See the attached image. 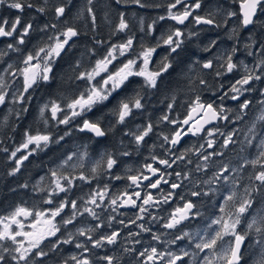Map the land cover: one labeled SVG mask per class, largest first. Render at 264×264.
Segmentation results:
<instances>
[{"label":"flooded vegetation","instance_id":"obj_1","mask_svg":"<svg viewBox=\"0 0 264 264\" xmlns=\"http://www.w3.org/2000/svg\"><path fill=\"white\" fill-rule=\"evenodd\" d=\"M184 3L189 5L190 10L193 11V16L189 17L183 25H179L175 21L171 20L174 22V29L180 28L184 32V35L180 37L183 41L180 48L183 49L187 47L185 46V41L186 39L191 38V36H189L190 33H193L194 31L198 32L197 34H194L195 37H197L198 34H204V37L209 40H206L203 47H200V53L196 51L195 54L193 52V55H198V58L201 59L200 66L202 68L205 62L212 61L213 67L208 70L212 71V69L217 66L216 73H222V75L217 76L211 72L209 78L206 79V88H204V84L198 83L199 86L195 87L194 90L195 96L193 101L196 96L199 95L202 102L207 103L215 101L214 106H219L221 105L219 97L223 95L224 92H229L231 84L245 74V65L249 69H254L255 74H261V70L256 66L261 59H264V11L258 9L257 15L253 18L254 23L248 26H243V17L240 10L241 0H200L201 7L199 9H191V5L195 3V0H184ZM183 10V5H178L177 8L172 11L177 12ZM8 11L10 12L16 10L9 9L6 6H0V15L7 14ZM228 12H235L236 15L228 16ZM196 15L211 18L215 21V23L212 25L196 24L193 19ZM7 17L9 18V16ZM43 18L46 19L48 17L45 16ZM21 19L23 23H26L23 20V16H21ZM56 19L57 17L54 20ZM49 23L51 24V28H53L52 25L54 24H52V21ZM45 25L48 24L42 23L39 28L36 27L38 33L42 35L37 37V40H41L43 38L42 40L44 44L48 42V44L55 43L54 39L46 41V38H54L60 35V33H58L57 30L48 31V27L45 28ZM185 35H187V37ZM27 39L28 38L25 37V43L20 44L22 51H17L7 47L9 43H12L15 48L18 49L15 44L17 41L16 35L13 37L0 38V76L4 77L7 85L6 89H0V91L6 90L8 93L6 103L0 105V163L8 161L15 166V169L17 168L16 160L20 159L24 155H27V150L20 148L26 140L25 134L27 133L25 132L27 111H24L26 108L25 104L27 96L30 92H33L34 88L37 89L43 82H46L41 80L30 88L28 92L23 93V78L22 76H19V72L17 70L25 66L23 64V60L27 57V54L23 50H25L27 45L30 44V41ZM213 41L215 43H213ZM233 49L236 51L233 52ZM36 52H32V54H35ZM159 53L160 49L157 48L153 58L155 59V56ZM249 53H251V55H249ZM229 56L232 57V62L237 65L231 73H227L226 71V64ZM9 65H12V68L9 69ZM150 65L152 68V64ZM5 69H7V71H5ZM13 72H16L15 76L12 75ZM51 74L52 71L50 76ZM158 80L159 77L157 78V83ZM201 85H203V88H200ZM221 85H223L222 88L220 87ZM123 86L124 85L116 91L122 89ZM262 92H264V78L260 81H253L251 84V91L245 92L238 101L226 98L222 102L225 109L231 110L225 113L229 117L227 120L219 119L216 123L204 127V130L196 135H192L191 132L187 135H183V133L186 132L187 129L195 122V119H199L200 116H197L194 121L189 123V125L180 123L186 118L191 106L187 107L184 103L182 98L185 97L186 94L185 90L182 89L179 92L180 96L179 102L176 103L177 106L167 112L166 116H168L169 119L167 121L163 119L160 123L161 126H155L154 121L150 123L152 125V130L146 136L147 138L150 135V159H144L141 162V165L137 167L135 172L132 174L140 175L143 173V175L149 176L153 182L156 179H159L160 175L163 174V179L168 180L169 183H164L162 180L158 188L152 189L147 186L149 181L142 180L140 187H136L131 184L130 180H127L125 184H123L120 178H115V180L112 181L115 190H111L112 184L106 183V177L100 176V181L103 183V185H101L103 186V189L98 191H104L107 184L110 186V188L107 189L105 199L102 202L98 200L100 207L86 203V201L90 199L91 194L97 190L88 191L87 195L86 188L91 182L86 181H83L84 185L80 186V188L83 189L78 188L77 190V185L82 182L79 179H75L73 181L69 191L59 193L58 195H53L51 197L48 196L47 199H53V203L51 204L45 203L42 199L38 198V203L35 204V209L29 208V211L33 212V216H29L27 218L20 216L17 218L23 223L24 228L27 225V222H31L30 219H34L36 211L44 212L46 208L55 209L62 201L70 202L75 200L77 202L78 211L72 224H62V218H70L72 216L73 209L69 204V206L61 213L62 216L60 215L61 217L58 216L55 219L60 231L55 237L47 238L40 245V249L47 253V255L41 257L30 254L29 260L32 261L33 264H66V262L67 264H75V261H73L71 257L76 256L78 259L87 257L91 264H108L107 260L102 258L109 256L113 258L112 264H167V260L169 259L167 256L163 259L157 256L154 261H148L147 254L145 256H140V252H143L145 249L150 252L152 247L157 248L158 253L171 251L174 254L183 255L182 250L184 251L185 249L186 237L183 240H176L174 244L171 243V241H173L177 236L186 233L187 230H194L198 227H209L211 225L209 229L213 230L215 224H212V221L221 215H225L220 211V207L225 205L226 196L231 194L232 191L236 192L234 201H229L226 206L227 211L231 209V205L234 202L238 204L244 197L245 188L259 185L258 181L250 180V177L259 170V166L254 169L252 165L246 163V161L256 158L259 152L258 145L261 135L264 132V120L258 121V115L260 114L262 107L259 101L264 100V95H261ZM21 93H23L25 99L22 102H14L13 94L18 97ZM231 94L232 93L229 92V96ZM111 96H109V98ZM244 99L251 100V104L249 108L245 109L241 114L239 104ZM14 104H20L21 107L18 109V112L17 110L11 108ZM158 107L162 108V105H158ZM3 108L4 110H2ZM151 109L152 106L150 105V113ZM183 109L184 111H182ZM134 110H136V108H133L131 113ZM90 112L91 111L85 112L81 116L73 118L72 120L78 119L77 121L80 122V128L82 127L83 120L87 119L91 121L88 118H82ZM131 113L127 117H129ZM238 114L242 115V119H237ZM171 117L173 120L178 121V123H170L169 121ZM80 119L82 120L80 121ZM254 124V131L249 132V129L252 128ZM167 125L171 127V132L165 128ZM146 128L144 130H146ZM245 128L246 132L244 130ZM156 129L159 130L156 131ZM208 130H212L214 135L208 136ZM176 131L182 132V138L179 144L173 146L170 142H166L164 140V136H168L171 139ZM82 132L93 135L87 131ZM231 132H235V135L233 136L234 142L229 144L227 147H223L222 145L224 144L225 136ZM221 133H224V135H221ZM253 134L257 137L256 139H253ZM248 139L252 140L251 145L248 144ZM209 140L213 141V147L211 148L208 147ZM201 145H204V147L201 148ZM32 146L29 148L31 155H28V159L37 155L39 151L47 149L51 146V142H49L46 147L41 146L42 148H37L35 151H32L34 148ZM17 148H20L19 152H16ZM5 149L7 151H5ZM13 152H16L15 157L12 156ZM211 153L216 154L209 155ZM204 155H209V159L207 161L203 159ZM154 156L157 157L156 160H153ZM179 156H183L184 159L177 160L176 157ZM160 159H168L170 163L173 160H176V162L171 168H169L165 165L159 164L158 161ZM27 160H24L23 163L19 165V170L21 165H23ZM115 160L116 164L114 166H116L118 171H121L123 159L120 157L115 158ZM106 161L107 159L100 160L101 163L105 164ZM133 163L136 165V160H134ZM105 164L100 169V174H106ZM149 164L155 168H159L160 172L153 176L146 168V165ZM197 165L200 166L199 169L197 168ZM225 166L228 168V171L226 172L223 171ZM234 169L235 171H233ZM177 172H180L182 175L177 177ZM221 173L222 175L220 178L215 179L217 174ZM79 175H75V177H79ZM85 176L90 178L87 174ZM223 176H227L228 180L225 181ZM206 181L211 182L205 183ZM233 181H235V183H233ZM172 183H179L181 184V187L172 189L170 187ZM125 191L129 194H133L137 191L141 193V198L139 199L133 196V199H136L137 207H132L130 205H126L125 207L119 206L121 202L120 200L117 201V205L110 204V200L112 198L121 195V193ZM193 191L200 192L201 194L199 196H192L191 193ZM169 192H172L173 195L170 196L168 198V202L165 203L164 197L167 196ZM148 193H151L154 202L145 206L147 211L141 213L139 211V205L142 204L143 197H145ZM204 193H207V195H204ZM181 197H183V199ZM125 198L126 197L121 196V199ZM251 199L253 201L252 206L241 217V223L238 225L237 229L238 232H245L244 229H246V225L249 220L256 218L257 221H259L260 217L264 216V190L253 192ZM19 201L21 203L14 208H11L12 210L4 207V213L0 215V218L10 217L11 214L19 207L26 208L24 205L26 201L22 196H20ZM155 201L159 202L155 203ZM187 201H192L196 205V207L192 209L188 218L183 220L173 229L164 227V225L170 221L171 214L175 212L176 208L183 207L184 203ZM85 207L93 209L98 218L93 217L88 212H84ZM113 208H115V211H113ZM252 209L259 211L250 215V217L249 214ZM80 213L83 214L81 215ZM220 213L221 215H219ZM109 214L113 215L109 216ZM138 216L141 218L137 219ZM129 217H131V220L134 218L135 223L128 221ZM117 218L122 219L124 223H119L116 227V232H119V237L114 244L104 243L101 247L94 248L92 247V243L88 241L86 235L81 236L77 232L78 229H84L85 232H88V229H93V231L88 234L92 236L93 240L99 239L101 236L105 235L107 224L110 226L113 221L117 220ZM125 218L127 220L126 222L124 220ZM6 223H9V221H6ZM1 225L4 227V224ZM97 225H100V227H97ZM140 225H143L146 229H150V231H144L141 229ZM12 226L15 230L17 229L15 224ZM246 231L248 232V235L245 238L241 250L240 264H256L254 263L256 260H259L258 263L261 264V261L264 260V239H256V237L252 235L255 231H248V229ZM125 234L135 238H122ZM154 235L158 236L159 239L154 240ZM139 237L142 238L137 239ZM57 238L61 241L64 239H70L71 242L67 244L61 242L57 245V247L53 248L52 244L57 241ZM19 239L20 237H17V240ZM135 239L137 240L133 241ZM258 240L262 242L257 243ZM137 241H139V243H137ZM77 243L83 244L89 249V251L85 253L83 248H77ZM0 244L14 247L11 241H0ZM60 247L63 248L58 250ZM126 249L128 250L126 251ZM0 254L5 256V262H0V264H16V261H13L11 256L8 253L3 252L2 249H0ZM191 255L192 254L189 253V255L183 256V259L181 261H177V264H198L200 257L199 254H196L198 256ZM21 264H23V262H21ZM218 264H222V262Z\"/></svg>","mask_w":264,"mask_h":264},{"label":"trees","instance_id":"obj_2","mask_svg":"<svg viewBox=\"0 0 264 264\" xmlns=\"http://www.w3.org/2000/svg\"><path fill=\"white\" fill-rule=\"evenodd\" d=\"M25 2L33 4L34 7L25 8L22 13L8 11L7 14L0 16H9V18L7 17L9 20H14L17 15H21L26 23L33 24V28L27 36L30 44L23 50L26 54L36 52L44 45L43 38L37 40V37L42 35L38 33L36 27L39 28L42 23L48 24V31L57 30L58 33L68 27H74L79 35L73 37L60 56L56 58L49 81L43 82L37 89L34 88V93L30 92L27 96L25 132L28 134L47 133L52 137L51 146L29 158L21 165L19 171L15 172V166L8 161L0 163V215L4 213V207L12 210L11 208L20 204V196L26 201L24 205L27 208L35 209L38 198L45 202L50 193V182L54 179L53 171H56L58 175L61 173L68 176L89 175L91 183L86 188L87 195L88 191L103 189L100 176L106 177V183L110 184L116 177H120L125 184L128 176L135 172L141 162L144 159H150V135L139 144L135 137L141 135L152 121L155 126H161L163 117L169 110L177 106L179 92L182 89L186 94L182 98L184 103L187 107L192 105L195 96L194 90L199 86L200 80L206 81L211 72L215 75L217 71V66L212 71L202 68L200 66L201 59L198 58V55H193V52L195 54L196 51L200 53V47H203L206 40H209L204 37V34H198L195 37L194 34L198 32L194 31L189 35L191 38L185 41L187 47L180 48L176 53L169 55V48L167 45H163L161 37H166L170 30L175 28L174 22L167 18L168 5L174 0H141L145 7H140L132 0H120L119 3L117 0H92L91 4L88 3V0H25ZM59 6L65 7V14L58 18L55 9ZM41 7L44 8L43 13L37 11ZM89 7L92 8V14L95 15V24L92 22V14L87 11ZM121 13L124 14V19L128 24V28L124 31L117 30ZM45 16L48 18H43ZM160 16H164L165 19L160 20ZM56 17L57 19L54 20ZM50 21L56 25V28H51ZM154 21L155 23H153ZM149 25H153L151 32L148 29ZM185 36L187 37V35ZM129 37L133 38L132 48L135 52L141 51L142 45L154 47L157 41L161 42V46L158 47L160 53L155 56V59H152V68L159 70L165 56H167L166 62L169 61L172 66L159 77L157 86L150 88L142 77L133 76L124 83L122 89L113 93L107 101L95 105L89 114L82 117L88 118L92 122H99L105 131L103 137H95L80 131L78 119L72 120L67 125L59 124L57 120H53L50 102L55 101L61 105L64 112L57 116L58 119H63L66 113V104L88 88L86 80L77 79L79 74L92 69L94 62L104 57L112 44L124 43ZM46 41H49V38H46ZM15 44L18 51H22L17 41ZM206 85L204 84V88ZM200 88H203V85ZM138 97L142 107L134 110L121 123L119 121L121 103H130L131 105ZM45 104H49V109H46L44 115L41 116L40 109ZM169 104L172 105L171 108L168 107ZM150 105L152 106L151 113ZM158 105H162V108H159ZM20 107V104L11 106L17 112ZM171 120H173L172 117ZM165 128L171 132L170 126L167 125ZM61 136L64 137L62 140L59 139ZM57 140H59L58 143L55 142ZM70 155L72 160L65 164L64 161ZM109 156L113 159L120 157L123 159L121 171H118L116 166L107 169V164L100 162ZM134 160H136V165L133 163ZM98 162L97 172L92 173V168ZM104 164L106 165V174H100V169ZM83 185L82 181L76 189L78 190ZM113 185L111 190H115ZM109 188L110 186L107 184V189ZM256 211L252 209L249 216L257 213ZM112 215L109 214V216ZM124 220L127 221L126 218ZM120 221L122 219L117 218L110 226L107 224L105 235L116 231ZM128 221H135V219L131 220L129 217ZM253 231H255L254 228ZM252 235L256 239H264V236L256 232ZM122 238L135 237L125 234ZM62 248L60 247L58 250ZM258 261L256 260L254 263L259 264Z\"/></svg>","mask_w":264,"mask_h":264},{"label":"snow or ice","instance_id":"obj_3","mask_svg":"<svg viewBox=\"0 0 264 264\" xmlns=\"http://www.w3.org/2000/svg\"><path fill=\"white\" fill-rule=\"evenodd\" d=\"M120 0H117L119 3ZM133 3L139 5L140 7H145L141 0H132ZM88 3L91 4L92 0H88ZM178 5H183V11L173 12V9H176ZM0 6H6L9 9L16 10L18 12H23L25 8H32L34 7L31 3H26L25 0H0ZM201 7L200 0H195V3L191 5V9H199ZM261 10L264 11V0H241L240 3V10L242 13V24L243 26H248L254 23V17L257 15V11ZM37 11L43 13L44 8H38ZM57 17H62L65 14V7L60 6L55 9ZM89 14L93 13L91 7L87 9ZM228 16H235V12H228ZM193 16V11L190 10L189 5L184 3V0H174L173 3L168 5V17L171 20L175 21L177 24L183 25L185 21L189 19V17ZM95 15L92 14V22L95 24ZM160 20H164V16L159 17ZM194 22L196 24H207L212 25L215 21L211 18H205L199 15L193 17ZM143 23V21H141ZM155 23V21L153 22ZM48 25H45L47 28ZM53 28L56 25H52ZM33 28V24L31 22L23 23L21 16H16L14 20H9L7 17H0V38L5 37H13L14 35L17 36V43L24 44L25 37H27L30 31ZM128 28V24L124 19V14H120V22L118 25V31H124ZM153 25H149L148 29L149 32L152 31ZM43 30V29H42ZM79 32L74 27H68L66 30L60 33V35L56 37H49L50 40L54 39L55 43L48 46L47 49L41 47L35 54L29 53L27 57L23 60V64L25 65L23 68L18 69L17 71L23 78V93L28 92L33 85L37 84L38 81H48L50 79L49 73L52 71V63L54 57H59L61 52L65 49V46L69 44V41L72 40L73 37H77ZM184 35V32L180 28H176L174 30H170L169 34L166 37H161L163 45H167L169 48V55L172 53H176L177 49L181 47L183 41L180 39ZM191 35V33L189 34ZM213 43H215L213 41ZM161 46V42L157 41L156 46L154 47H144L141 46V51L137 54V59L142 61V66L137 65V59H128L127 62L123 63L121 67L117 68L115 71L109 70V65L113 63L114 60L117 59L119 56H124L126 52H128L133 47V38L129 37L126 42L121 43L119 45H112L107 54L96 61L95 66L92 68L91 71L81 72L77 77L78 80H86L89 87L85 89V91L81 92L78 96L72 98L70 102L66 104L67 110L71 112L69 116L67 113L64 114L63 119H58L57 114L64 112V109L61 107L60 104L56 103L55 101L50 102V111H51V118L53 120H57L59 124H69L70 121L75 118L79 117L85 112L91 111L94 105L102 103L103 101L108 100L109 96L112 95L117 89H119L126 81H128L129 77L132 76H141L144 77L145 83L152 88L157 86V78L160 77L163 73L167 72L168 69L172 66L171 63L166 62L167 56H165L161 61V66L157 71H149L148 65L151 61L153 54L157 51V48ZM9 49L17 50L12 43L7 45ZM236 50L233 49V52ZM43 53V56H41ZM251 55V53H249ZM34 61H36L34 63ZM9 69L12 68V65L8 66ZM213 67L212 61H207L203 64V68L211 69ZM237 67L236 64L232 62V57L229 56L226 64V71L227 73H231ZM245 67V74L242 75L239 79H237L233 84H231L229 92L232 93L229 96V92H224L223 95L219 97L221 101V105L214 106L215 101L212 102H202L201 97L199 95L196 96L195 100L193 101L192 105L189 108L188 114L186 118L180 122L184 125H189L191 121H194L195 116H200V119H195V122L187 129L183 135H187L189 132L192 135H196L204 130V124H208L213 120H227L229 117L225 114L230 109H225L222 105V102L226 98H230L233 101H238L241 96L244 95L245 92L251 91V84L253 81H260L264 78V59H261L257 64V68L261 70V74H255L254 69H249L246 65ZM138 68V70H136ZM7 71V69H5ZM101 73H105L106 75L101 77V80L93 83L96 80V77L101 76ZM13 76L16 75V72L12 73ZM217 76L222 75V73L217 72ZM201 84H206V81L201 79ZM247 86V87H246ZM7 85L5 83L4 77L0 76V89H6ZM221 88L223 85L220 86ZM23 93H21L18 97L13 94V100L16 101H23L25 99ZM7 91H0V105L6 103L7 98ZM264 95V92L261 93ZM30 98V97H29ZM261 105H264V100L259 101ZM251 104V100L244 99L239 104L240 113L242 114L245 109H248ZM140 109L142 107L140 98H136L134 103L130 105V103H121L119 109V121L122 123L124 122L125 118L131 113L132 108ZM169 108L172 107L171 104L168 106ZM49 109V104H45L40 109L41 116L44 115L45 110ZM24 111H27L25 108ZM202 113V116H201ZM238 114L237 119H242V115ZM164 120H168V116L163 117ZM260 120H264V111L261 112V115L258 117ZM201 120L203 123H201ZM170 123L176 124L178 121H169ZM47 123V121H45ZM255 125L249 129V132H253ZM80 131H89L94 133L97 137H102L105 135V131L101 128L99 122H92L87 119L83 120L82 127L79 128ZM152 125L149 124L146 130L143 131L141 135H137L135 137L136 142L139 144L144 138L151 132ZM218 131V130H217ZM208 136L214 135L212 130H208ZM26 140L20 146V148L28 149L29 145H35V148L32 151H35L36 148H41V146H47L49 142H51L52 138L50 135L44 134H37L31 135L26 133ZM67 135V133H66ZM224 135V133H221ZM235 132L228 133L225 136L223 147H227L229 144L233 143V136ZM64 137L61 136L59 139L62 140ZM182 138V132L176 131L171 139L168 136H164V140L166 142H170L173 146L179 144ZM254 138V137H253ZM247 139V137H246ZM59 142V140L55 141ZM248 144L251 145L252 140H247ZM204 145H201L203 148ZM208 147H213V141H208ZM259 152L255 159L250 161H246V163L251 164L254 169L259 166V170L254 173L253 176L250 177V180L258 181V186H251L245 188L244 190V197L240 200L238 204L235 202L231 205V210L226 211V206L229 201H234L236 196V192L232 191L231 194L225 197V205L220 207V211L225 215L220 216L212 221V224L219 225V228L214 230V234L209 235L207 232L199 236V241L195 243V248L198 249L200 252H204L205 250H209L212 255L211 257L206 255L203 258L204 264H215V262L219 261L222 264H240L241 260V246L245 241L248 232L245 231L243 233L237 231V226L241 223V217L244 213L248 211V209L252 206V193L264 190V139H261L259 142ZM20 148H17L16 152L20 151ZM5 151H7L5 149ZM16 152L12 153V156H16ZM127 154V153H125ZM216 154L211 153L209 155ZM31 155V152H29ZM74 155V154H73ZM209 155H204L203 159L207 161L209 159ZM28 156L24 155L20 159L16 160L17 168L14 171H19V165L23 163L24 160H27ZM157 157H153V160H156ZM177 160L184 159L183 156L176 157ZM72 160V156H68L67 159L64 161L66 164L68 161ZM159 164L165 165L169 168L176 162L173 160L171 163L168 159H160ZM107 169H111L115 164L116 160L113 159L111 156L107 158L106 161ZM99 167V162L96 166L92 168V173L97 172V168ZM199 165L197 168L199 169ZM146 168L149 172L155 176L158 172H160L159 168H155L152 165H146ZM224 172L228 171L227 166L223 169ZM235 171V169L233 170ZM182 174L180 172L176 173L177 177H180ZM221 174H217L215 179H219ZM52 176L54 179L55 187L49 193V196L58 195L59 193L67 192L70 190V187L73 184L75 179H79L81 181L90 182V178L85 176L84 174H80L79 177L75 176H68L63 175L62 173L58 175L56 171L52 172ZM94 178V177H93ZM119 179L120 177H116ZM187 178V177H185ZM225 181L228 180L227 176H223ZM128 180L131 181L132 185L136 187H140L141 181H149L148 187L152 189L158 188L163 180L164 183H169L168 180L163 179V174L160 175L159 179H156L154 182L151 178L147 175H131L128 176ZM61 181H64L62 183ZM211 181H206L205 183H210ZM235 183V181H233ZM26 187V185H25ZM172 189H177L181 187L179 183H172L170 185ZM201 193L193 191L191 193L192 196H199ZM107 195V186H105L104 191H95L91 194L90 199L86 201V203H90L96 205V207H100L99 201H103L105 196ZM173 193L169 192L167 196L164 197V202H168V198L172 196ZM207 195V193H204ZM121 196L126 197L125 199H121ZM135 196L137 199L141 198V193L139 191L134 192L133 194H129L127 191L121 193V195L115 196L110 200L111 205H117V201L120 200L119 206H126L130 205L132 207H137L136 199H133ZM183 199V197H181ZM48 204L53 203V199L49 198L45 201ZM153 196L151 193H148L145 197H143L142 204L139 205V211L141 213L146 212L147 208L145 206L150 205L153 203ZM159 201H155L158 203ZM70 204L71 208L73 209L72 216L67 219H63L61 223L64 225L72 224L73 220L76 218L77 215V202L75 200L72 201H62L55 209H50L47 213L43 211H36L34 214V219L29 227L32 229L31 231H24L23 223L17 219V217L23 216L25 218L29 216H33V212L29 211L26 208L19 207L11 214L10 217L0 218V224H4L3 230L0 231V241H11L15 247L5 246L0 244V249L3 252L8 253L11 256L13 261H16V264H33L32 261L29 260V255L32 254L34 256H45V253L42 249H40V245L49 237H55L57 233L60 231V228L55 223L56 217L60 216L61 213L64 211L66 207ZM196 205L192 201H187L184 203L183 207L176 208L175 212L171 214V219L168 223L164 225V227L168 229H173L177 225H179L183 220L187 219L189 214L191 213L192 209L195 208ZM115 211V208H113ZM84 212H88L93 217H97V214L91 208H84ZM81 215L83 213H80ZM141 217H137L140 219ZM4 220H8L9 223H4ZM120 223H124L120 221ZM135 223V221H132ZM15 224L17 229L13 230L12 225ZM100 227V225H97ZM141 229L144 231H150V229L144 228L143 225H140ZM211 227V225L209 226ZM255 229L257 234H261L264 236V216H261L259 221L256 218H253L251 222L247 224V229L252 230ZM93 229H88V232H85L84 229H78L77 232L81 236H87L88 241L92 243V247H101L104 243L107 244H114L119 237V232L113 231L109 235H103L99 239L93 240L92 236L88 233L92 232ZM186 236H189L188 233H183V235L177 236L171 243H175L176 240H183ZM231 237L232 239L229 241H225V237ZM17 237H23V240H17ZM154 240H158V236H153ZM190 242L192 241V237H189ZM25 241L27 242V246H25ZM70 243V239L60 240L57 238V241L52 244V247L55 248L59 243ZM223 242V243H218ZM262 241L258 240L257 243H261ZM139 243V241H137ZM77 248H83L84 252H88L89 249L85 247L81 243L76 244ZM36 249L37 251L33 252ZM128 249H126L127 251ZM183 255H177L172 253L171 251L158 253L157 248L152 247L151 251L149 252L145 249L143 252H140V256H145L147 254L148 261H154L157 256L163 259L165 256L169 257L167 260V264H177V261H181L183 256L189 255L187 251H183ZM71 259L75 261V264H91L90 260L87 257L82 259H78L76 256H72ZM102 259L107 260L108 264H112L113 258L109 256H105ZM0 262H5V256L0 254ZM67 264V262H66ZM261 264H264V260L261 261Z\"/></svg>","mask_w":264,"mask_h":264},{"label":"rangeland","instance_id":"obj_4","mask_svg":"<svg viewBox=\"0 0 264 264\" xmlns=\"http://www.w3.org/2000/svg\"><path fill=\"white\" fill-rule=\"evenodd\" d=\"M60 7V6H59ZM49 43V42H48ZM48 43H45L44 45H43V47L45 48V49H47L48 48V46L49 45H51V44H54V43H50V44H48ZM119 44H121V43H117V44H112V45H119ZM111 45V46H112ZM110 48V47H109ZM140 51H137V52H135V51H133V48L132 49H130L128 52H126L125 53V55L124 56H119L118 55V57H117V59L116 60H114L113 61V63L111 64V65H109V70L110 71H115L117 68H119V67H121L122 66V64L123 63H125V62H127V60L128 59H137V54L139 53ZM107 54V53H106ZM28 55V54H27ZM154 55V54H153ZM41 56H43V53H41ZM101 58H103V57H101ZM101 58H99V59H101ZM98 59V60H99ZM152 59H153V56H152V58H151V61H150V63H149V65H148V70L149 71H154V70H152V68H151V63H152ZM55 60H56V57H54L53 58V63H52V68H53V64L55 63ZM97 61V60H96ZM96 61L94 62V64L92 65V68L95 66V63H96ZM36 61H34V63H35ZM137 65L138 66H142V61L140 60V59H137ZM92 69H90L89 71H91ZM136 70H138V68L136 69ZM19 74V73H18ZM106 74L105 73H101V76H98V77H96V80L95 81H93V83H96V82H98V81H100L101 80V77H103V76H105ZM19 76H21L20 74H19ZM49 76H50V73H49ZM130 78V77H129ZM143 79H144V77H142ZM41 81V80H40ZM145 81V80H144ZM39 82V81H38ZM34 86V85H33ZM88 87H89V85H88ZM16 88H17V86H16ZM114 93V92H113ZM112 93V94H113ZM95 106V105H94ZM134 108V107H133ZM132 108V109H133ZM261 110L262 111H264V105H262V107H261ZM260 110V114L258 115V116H260L261 115V111ZM66 113L70 116L71 115V112L69 111V110H67V108H66ZM59 114V113H58ZM76 118V117H75ZM258 121H262V120H260V119H258ZM255 125V124H254ZM245 130V132H246V128L244 129ZM38 134H41V135H44V134H47V133H43V132H40V133H38ZM31 135H37V134H31ZM48 135V134H47ZM253 139H256L257 137L256 136H254V134H253ZM261 139H264V132L262 133V135H261ZM260 139V140H261ZM32 145H29V148L31 147ZM32 147H34L35 148V145H33ZM42 147H44L43 145H42ZM41 147V148H42ZM29 148L28 149H24V150H27V156L29 155V152H31L30 150H29ZM33 148V149H34ZM23 149V148H22ZM37 149V148H36ZM35 149V150H36ZM55 179V178H54ZM54 179L50 182V184H51V187H50V189H49V192H51L52 191V189L55 187V185H54ZM62 183H64V181H61ZM26 209H28L29 210V208H27L26 207ZM49 211L50 210V208H46V210L44 211V212H46V211ZM47 211V212H48ZM234 211V210H233ZM46 212V213H47ZM219 215H221V213L219 214ZM221 216H223V215H221ZM18 218V217H17ZM19 220V219H18ZM31 220V222L29 223V222H27V225L25 226V228L23 229L24 231H31L32 229L29 227V225L32 223V221H33V219H30ZM6 221H8V220H4V223H6ZM251 220H249L248 222H247V224L250 222ZM55 223H57V221H54ZM219 228V225L217 226L216 224H215V226L213 227V230H210L209 229V227H207V226H202V227H198V228H196V229H194V230H187L186 231V233H188L189 234V236H186V244H185V249H184V251H187L188 253H190V254H192L191 256H198V255H196V254H199V260H198V264H204V261H203V258H204V256H206V255H208V256H210L211 257V255H212V253L209 251V250H205L204 252H200L198 249H196L195 248V243L196 242H198L199 241V236L197 235V234H199L200 236H202V235H204L206 232L209 234V235H212V234H214V230H216V229H218ZM12 229L13 230H15L14 228H13V226H12ZM237 229H238V226H237ZM3 230V227H2V225L0 224V231H2ZM17 230V229H16ZM19 230V229H18ZM245 231L247 230V225H246V229H244ZM248 231H253V229L252 230H248ZM189 237H192L193 239H192V241L190 242V239H189ZM50 238V237H49ZM24 238L23 237H20V239L19 240H23ZM225 239V241H229V240H231L232 238L231 237H225L224 238ZM218 243H221V242H218ZM25 246H27V242L25 241ZM14 247H15V245H14ZM36 249H34L33 251H35ZM200 253H201V255H200ZM218 263H221V262H219V261H217V262H215V264H218Z\"/></svg>","mask_w":264,"mask_h":264},{"label":"water","instance_id":"obj_5","mask_svg":"<svg viewBox=\"0 0 264 264\" xmlns=\"http://www.w3.org/2000/svg\"><path fill=\"white\" fill-rule=\"evenodd\" d=\"M186 22V21H185ZM180 25V24H179ZM197 116H195V118H196ZM194 118V119H195ZM200 119V118H199ZM217 122V120H213L212 122H210V123H208V124H204V127H206V126H209V125H211V124H213V123H216ZM201 123H203V121L201 120ZM102 128V127H101ZM85 131H87V130H85ZM87 132H89V131H87ZM89 133H91V134H93V135H95L94 133H92V132H89ZM96 136V135H95ZM97 137V136H96ZM103 137V136H102ZM122 207H125V206H122ZM244 244V243H243ZM243 244H242V246H241V250H242V247H243Z\"/></svg>","mask_w":264,"mask_h":264}]
</instances>
